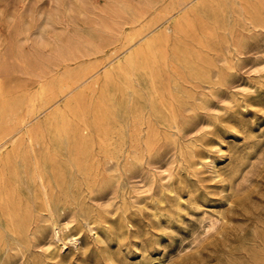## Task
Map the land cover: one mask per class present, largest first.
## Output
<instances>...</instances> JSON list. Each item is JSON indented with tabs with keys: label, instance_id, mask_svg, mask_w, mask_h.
I'll return each instance as SVG.
<instances>
[{
	"label": "rangeland",
	"instance_id": "374dc122",
	"mask_svg": "<svg viewBox=\"0 0 264 264\" xmlns=\"http://www.w3.org/2000/svg\"><path fill=\"white\" fill-rule=\"evenodd\" d=\"M2 103L0 264H264V0H0Z\"/></svg>",
	"mask_w": 264,
	"mask_h": 264
},
{
	"label": "bare ground",
	"instance_id": "6f19581e",
	"mask_svg": "<svg viewBox=\"0 0 264 264\" xmlns=\"http://www.w3.org/2000/svg\"><path fill=\"white\" fill-rule=\"evenodd\" d=\"M28 106V103H27ZM0 113L3 116H7L8 124L7 128L0 138V147L4 146L10 139H12L23 127L28 125L31 121L32 112L27 109L24 113L18 114L14 112L13 106H6L3 103L0 104ZM28 141L34 144L35 139L31 134L28 136ZM38 179L40 181L41 189L44 195V199L48 206H51V196L47 183L45 182L43 174H39ZM56 231V230H55Z\"/></svg>",
	"mask_w": 264,
	"mask_h": 264
}]
</instances>
